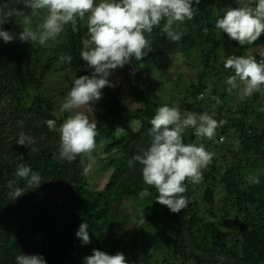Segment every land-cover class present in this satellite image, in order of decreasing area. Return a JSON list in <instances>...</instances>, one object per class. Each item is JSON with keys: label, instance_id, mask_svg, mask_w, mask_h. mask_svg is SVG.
I'll return each mask as SVG.
<instances>
[{"label": "trees", "instance_id": "trees-1", "mask_svg": "<svg viewBox=\"0 0 264 264\" xmlns=\"http://www.w3.org/2000/svg\"><path fill=\"white\" fill-rule=\"evenodd\" d=\"M254 3L255 0H236L232 7ZM21 7H25L22 0H0V9ZM192 7L191 20L173 23V30L182 33L179 41H172L162 30L167 22L162 19L150 33H144L152 50L141 60L132 57L131 62L153 92L150 68L157 61L168 63L178 55L185 60L188 51L199 50V70L188 85L181 89L179 76L173 81V89L156 85L162 92L171 91L168 106H177L182 115L207 112L214 114L217 121H226L212 139L197 136L195 129H191L193 144L205 139L206 150L213 149L209 152L214 156L212 164L202 170L199 183L184 181L187 190L183 195L189 203L181 212L198 251L225 255L244 264H264V85L261 91L240 99L243 85L229 93L225 80L234 72L224 67L229 56H251L264 62V34L254 43L241 46L215 27L217 19L223 16L219 9H228L230 2L221 0L219 7L218 0H199V4L193 0ZM76 27L75 32L71 24L65 27L60 35L63 41L55 50L50 44L44 47L19 39L10 46L0 40V53L5 59L0 66V96H9L14 110L31 116L29 122L22 121L26 129L52 135L45 122L54 120L59 129L69 115L64 112L55 120L61 102L73 86L70 74L79 78L91 76L94 71L80 56L82 40L88 38L86 16L84 20L78 19ZM2 30L19 31L18 34L23 31L19 25ZM16 46L22 50L18 52ZM66 57H71V61ZM116 70L138 107L128 108L124 99L118 98L119 88L114 93L107 86L101 89L103 109L95 114L98 134L91 156L104 169H111L103 189L88 188L83 169L93 160L83 155L71 163L59 159L60 140L53 146L21 152V164L40 176L39 186L29 185L30 177L16 175L21 164L0 161V215L11 190L9 203L12 215L18 218L14 224L0 223V264H16L21 253L39 254L45 264H82L83 254L92 255L94 249L114 255L119 252L116 231L121 232L124 223L136 231L133 246L123 254L127 264H217L187 254L177 217L156 202L158 192L144 183L142 165L134 162L129 166L132 156L151 144L149 121L158 107L138 88L124 66ZM51 81H57L60 87H50ZM223 103L229 106L227 110L219 106ZM134 122L139 123L136 130L127 126ZM117 127L125 131L117 135ZM181 135L184 141V132ZM221 136L226 140L219 141ZM100 151L104 157L98 155ZM215 152L223 154L221 159ZM249 177H256L259 182L252 183ZM145 188L150 195L141 198L140 192ZM17 189L24 194L14 198ZM123 203L127 206L124 210ZM232 220L238 221L240 227L228 240L223 226ZM82 223L87 225L88 244H82L75 235ZM139 244L143 245L142 255H138Z\"/></svg>", "mask_w": 264, "mask_h": 264}, {"label": "clouds", "instance_id": "clouds-1", "mask_svg": "<svg viewBox=\"0 0 264 264\" xmlns=\"http://www.w3.org/2000/svg\"><path fill=\"white\" fill-rule=\"evenodd\" d=\"M25 7L31 9L30 15L10 10L5 15H23L24 27L18 38L22 42H37L45 45L47 41L60 36L69 24L77 30V21L84 20L87 14L88 38L82 40L81 59L94 71L91 76L75 78L73 86L60 105L61 112L72 113L60 125L59 159L71 163L77 156H87L93 160L91 153L96 148L97 126L89 116L80 109L89 108V102L101 98V89L112 87L108 80L110 70H116L129 62L130 58L141 60L151 45L145 37L152 28L166 18L162 29L172 41H179L182 33L173 30V23H183L193 18V0H22ZM199 4V0H195ZM6 7V5L4 6ZM42 10L44 14L41 16ZM32 17L40 22L33 30L30 25ZM3 19H0V23ZM215 27L222 30L227 37L243 46L254 43L264 34V0H255L254 6L244 5L229 8L217 19ZM0 38L5 43L14 37L8 31L0 30ZM62 59H65L62 57ZM70 62L71 57H66ZM225 69H231L234 75L226 77L228 91L240 88V99L250 97L261 91L264 85V62H257L254 57L229 56L224 61ZM239 82V83H238ZM123 87V86H122ZM211 86H209L210 91ZM215 99V97H214ZM214 115V114H213ZM213 115L187 112L182 115L177 106L162 105L149 121L151 127L148 135L150 146L128 161L142 165V178L146 185L158 192L156 202L166 206L170 212L179 213L188 206L189 201L183 195L186 192L184 181L199 183L202 170L212 161L214 153L207 151L203 145L184 143L181 133L186 129H195L197 136L212 139L216 129L226 121H217ZM49 129H55L56 122H45ZM125 130L117 127L115 134ZM224 137L219 139L223 141ZM29 138L23 133L17 144L25 145ZM94 162V160H93ZM91 164L84 167V174L91 171ZM20 178H29V185L39 186L40 176L33 173L29 166L21 164L16 172ZM252 183H258L256 177H249ZM24 192L17 189L14 198ZM150 195L147 188L140 192L141 198ZM140 222L143 223L142 212ZM82 244L90 243L87 225L82 223L75 233ZM16 264H45L39 254H23L16 257ZM84 264H127L125 256L117 252L109 255L103 251L93 250L92 255L84 258Z\"/></svg>", "mask_w": 264, "mask_h": 264}, {"label": "rangeland", "instance_id": "rangeland-1", "mask_svg": "<svg viewBox=\"0 0 264 264\" xmlns=\"http://www.w3.org/2000/svg\"><path fill=\"white\" fill-rule=\"evenodd\" d=\"M219 1V7H220V1ZM225 2H230V7L233 8L232 5L236 3V0H223ZM95 2V0H94ZM228 8V9H229ZM228 9H222L219 11L224 14ZM17 12H23L24 15H30L31 9L28 7H21V9L15 10ZM8 10L0 9V19H3V22L0 23V30L2 28H15L16 25H19V29H23L24 25V19L25 17L23 15H5L8 13ZM44 14V11L42 10L41 16ZM87 18V14H86ZM40 22L38 17H32V22L30 27L35 30L36 26ZM85 22H83V25ZM19 32V31H18ZM17 31L9 32L11 35H13L14 39L11 42H8L11 46L13 42H16L19 40ZM2 38H0L1 40ZM3 40V39H2ZM52 42H46L45 45H42L44 47L51 45L50 47L55 50L56 45L61 43L63 41L62 36L58 38H55L51 40ZM32 43V42H31ZM15 49L20 52L22 49L19 46H16ZM5 61L4 57L0 53V66ZM185 61V62H184ZM200 52L199 50H192L188 51L185 54V60H183L182 56L172 57L171 62L168 63H162L160 61H157L155 65L150 68V78L153 80L151 85L153 92L155 95L161 100V102L165 103L166 105H169L170 99L172 97L171 91H163L164 88H174L173 81L179 76V87L182 89V87L189 84L191 79H195L196 71L199 70L198 66L200 65ZM191 65L192 68H191ZM176 73L178 75H176ZM176 75V76H175ZM78 75H72L70 74V77L75 79ZM108 80L113 85L112 87H109L110 91L114 93V91L119 88L118 92V98L123 101L127 105L128 108H137L138 105L132 101V97H130V88L128 86H125L124 82H120L122 80V76L117 70H110V75L108 77ZM33 79L30 80L31 88H33ZM123 87L119 86L117 84H122ZM50 87H60V84L57 81H51V84L49 82ZM156 85L161 86V88H157ZM108 87V86H107ZM62 88V87H61ZM60 88V89H61ZM121 88V89H120ZM102 96V94H101ZM127 98V99H126ZM264 99V96H263ZM220 107H223L224 110H227L229 107L227 104H219ZM89 108L80 109L79 111L85 112L89 116V119L93 122L95 121V114L100 113L102 111V102L101 98L96 102H89ZM13 101L10 99L9 96H0V161L3 163H9V164H15L19 165L22 162V154L21 152L26 151H34L39 149L42 146L50 145L53 146L54 144L59 143V131L58 127L55 125V129H49L51 132H53L52 135H45L42 133L34 132L30 129H26L23 125V119L29 122L31 120V116H29L28 113H25L23 110H14L13 109ZM263 109H264V103H263ZM64 112H61L60 110L55 114V120L59 117L63 116ZM66 113V112H65ZM72 113H69L68 116H70ZM67 116V117H68ZM23 121V122H22ZM139 123L134 122L132 124H127L128 127L133 129L139 128ZM23 133L26 137L29 138V141H26L25 145L17 144V141L20 137V134ZM216 135V133H215ZM215 137V136H214ZM205 139L202 140V143L198 144L197 146L203 145L205 149L208 148L207 143L204 142ZM223 141L226 140L224 137L222 139ZM220 141V139H219ZM213 149H209L207 151H210ZM215 151V149H214ZM216 157L218 159H221L220 155H223L221 153L215 152ZM100 157H104L102 152L100 151L98 153ZM92 165L91 171L86 174V178L88 179V188L90 190H101L105 187V185L108 183L109 177L111 176V169H104L97 160H94V162H90ZM212 163H210L208 166H210ZM262 172H264L262 170ZM13 191H9L7 194V202L4 212L0 215V223H15L18 218H15L12 215L11 211V204L10 199L12 197ZM120 207V206H119ZM122 210L125 209L126 204L123 203ZM125 220H128V216L124 217ZM121 226V225H119ZM122 231L120 230L116 231V241L119 244V253L124 254L126 250L130 249L133 244L132 241L136 239V231L134 227H125L127 226V223L122 224ZM240 227V224L238 221L232 220L231 223L228 221V224L223 226L224 233L226 234L228 240H231L234 235L237 233L238 229ZM106 235V233H105ZM138 255H142V249L143 245H138ZM90 256L83 254L82 257V264H84V258Z\"/></svg>", "mask_w": 264, "mask_h": 264}, {"label": "water", "instance_id": "water-1", "mask_svg": "<svg viewBox=\"0 0 264 264\" xmlns=\"http://www.w3.org/2000/svg\"><path fill=\"white\" fill-rule=\"evenodd\" d=\"M125 69L133 79L134 83L138 86V88L144 93V95L149 99V101L156 107H160L162 105H165V103L161 102L156 98V96L153 94V92L148 88V86L145 84V82L142 80L138 72L135 70L133 63L131 62V58L128 63L124 65ZM184 141L185 143H192V130L186 129L184 131ZM174 215L177 217V220L179 222L181 232H182V238L184 241V245L186 248V252L188 255L199 259L204 262L209 263H217V264H244L238 260L232 259L228 256L217 254V253H202L197 250V248L194 245L192 236L190 232L188 231V226L186 224V221L182 215V212L174 213Z\"/></svg>", "mask_w": 264, "mask_h": 264}]
</instances>
